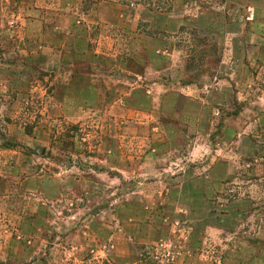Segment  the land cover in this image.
<instances>
[{
  "label": "rangeland",
  "instance_id": "rangeland-1",
  "mask_svg": "<svg viewBox=\"0 0 264 264\" xmlns=\"http://www.w3.org/2000/svg\"><path fill=\"white\" fill-rule=\"evenodd\" d=\"M0 264H264V0H0Z\"/></svg>",
  "mask_w": 264,
  "mask_h": 264
},
{
  "label": "crops",
  "instance_id": "crops-1",
  "mask_svg": "<svg viewBox=\"0 0 264 264\" xmlns=\"http://www.w3.org/2000/svg\"><path fill=\"white\" fill-rule=\"evenodd\" d=\"M95 6L97 7L96 9V13H95V16L94 18H92V20H94L95 22H103L106 21V17L105 15L100 12V8H101V3L100 4H96L95 3ZM200 9V6H199V2L198 1H193L192 2V6H191V10L193 12H197V10ZM244 9V7L242 8ZM237 10H241V5L240 3L237 4ZM190 20L192 21H198L199 19H194V18H191ZM205 20V24H206V27H209V26H212V22H211V19L209 17H207L206 19L204 18ZM254 20V19H253ZM229 21H237L239 25H241V23L243 24V26L245 27L246 26V21L243 20V17H240L238 19H234L232 18L231 20ZM181 24H182V19H181ZM226 40L224 41V38H223V41L221 42V47H220V58H219V64L222 66L223 64H227L228 65V60H230V56H231V52L232 50H230V44H229V38L230 37H234V36H237V38H240L241 36V33L239 31V34H233L231 33L229 30H226ZM224 34V33H223ZM102 34H100V37ZM93 45V46H92ZM103 43H102V38H94L93 40L90 39L89 41H87L86 43V49L84 50V53L86 57H89L91 54H88L87 52L89 51V49H93V57L96 59L97 57H99V55L101 56L104 51H103V47H102ZM93 47V48H92ZM143 51L145 52L144 54L146 55V60L144 61H141L142 64H148L146 65V69L150 70L151 72H153L154 74H165V72L167 71L166 70V66L167 64H170V61H171V58H175V64H178L176 65V69L177 71L180 72L179 69H181L182 67H180L182 65V61H183V57L182 56V51L179 50V48H171V47H161V48H156L154 46L151 47V45L147 48H144ZM233 53V52H232ZM156 63H161L160 65L156 64ZM166 64V65H165ZM183 66V65H182ZM96 69H98L99 71H101V67L98 68L96 67ZM125 71L129 72V73H133V71H129L128 68L125 69ZM230 72V71H229ZM96 73V72H95ZM225 73H220L218 74V76L215 77V79L217 80V82L215 83V85L213 84H207L208 82L206 81H197L196 83L195 82H187L186 84H180V86H177L179 85L178 83L175 84L176 87H180V91L179 90V97H177V99L180 101L179 103L180 104H185L187 103L188 101L191 102V104H194V103H198L197 100L199 101H204V102H207L209 101V99H211V96L212 94L210 95L209 93L210 92H214V90L218 91V90H224V82L226 81L228 83V85L230 84V78L228 80V78H226V76L224 75ZM226 75H228V70H226ZM219 77V78H218ZM161 79V78H160ZM154 80L152 81V84H147V87L151 89H155V85H158L156 87H158V89L160 90L159 92V95H158V98H163L164 96L161 95V91H162V94H164L167 90V85L164 83L166 81L163 80V78L161 80ZM200 83V84H198ZM80 87H79V91H80V98H82V100H88L87 96H86V86L83 87L82 83L79 84ZM237 87H240L239 85ZM93 90H91L92 92H94V99H97L99 98V94H100V88L98 86H93L92 88ZM150 90H147L148 92H150ZM83 92L85 94H83ZM182 92V93H180ZM88 95L91 96V94L89 93ZM128 96V95H126ZM93 98V96H92ZM124 98V97H122ZM126 98V97H125ZM82 100L80 99V101L82 102Z\"/></svg>",
  "mask_w": 264,
  "mask_h": 264
},
{
  "label": "built area",
  "instance_id": "built-area-1",
  "mask_svg": "<svg viewBox=\"0 0 264 264\" xmlns=\"http://www.w3.org/2000/svg\"><path fill=\"white\" fill-rule=\"evenodd\" d=\"M164 246L167 248V249H169V248H171V243L170 242H168V243H166V244H164Z\"/></svg>",
  "mask_w": 264,
  "mask_h": 264
}]
</instances>
